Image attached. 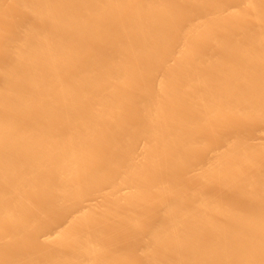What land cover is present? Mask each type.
Segmentation results:
<instances>
[{
    "label": "bare ground",
    "instance_id": "1",
    "mask_svg": "<svg viewBox=\"0 0 264 264\" xmlns=\"http://www.w3.org/2000/svg\"><path fill=\"white\" fill-rule=\"evenodd\" d=\"M0 264H264V0H0Z\"/></svg>",
    "mask_w": 264,
    "mask_h": 264
}]
</instances>
